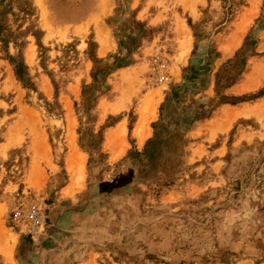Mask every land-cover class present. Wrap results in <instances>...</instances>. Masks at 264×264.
Instances as JSON below:
<instances>
[{"label":"rangeland","instance_id":"obj_1","mask_svg":"<svg viewBox=\"0 0 264 264\" xmlns=\"http://www.w3.org/2000/svg\"><path fill=\"white\" fill-rule=\"evenodd\" d=\"M1 143L0 264H264V0H0Z\"/></svg>","mask_w":264,"mask_h":264},{"label":"crops","instance_id":"obj_2","mask_svg":"<svg viewBox=\"0 0 264 264\" xmlns=\"http://www.w3.org/2000/svg\"><path fill=\"white\" fill-rule=\"evenodd\" d=\"M142 136V135H139ZM146 138H141L139 140V137H132V141H134L135 143H137L138 141H145ZM6 144V143H3ZM3 146L2 143L0 144V154L3 151H7L8 149L11 148V145H9V147H1ZM78 208L77 207H73V206H68L66 208H59L57 210H55L53 212L52 215V222H53V226L55 230H52V232H49L47 234H45L44 236L38 238V240L36 241V247L34 245V254H36V252L38 251V253L40 254V263L39 264H46L47 263V258H44L43 255L46 254H50L54 252L53 249H50L47 252H43V247H57L56 251H58V247L62 246V247H66L67 245H69L70 243H76L75 241H73V239L75 238L73 235V233H75V229H83V228H89L90 227V219L88 220L87 217L88 215L84 214V209L83 208ZM67 224L70 226V229L72 230H65L62 229L61 227L65 228V225L67 226ZM56 240V241H55ZM82 242V241H80ZM74 245V244H73ZM75 246V245H74ZM84 245H82L81 247H83ZM36 249V250H35ZM81 248L78 249V251L76 253L80 254V255H84L83 259L80 260V262L83 261V263H85V261H89V254H91L93 252V250H86V249H82ZM90 249V248H89ZM85 258L87 260H85ZM81 263V264H83Z\"/></svg>","mask_w":264,"mask_h":264},{"label":"built area","instance_id":"obj_3","mask_svg":"<svg viewBox=\"0 0 264 264\" xmlns=\"http://www.w3.org/2000/svg\"><path fill=\"white\" fill-rule=\"evenodd\" d=\"M12 219L20 227V231L27 236L37 234L43 226L41 211L34 206L17 209Z\"/></svg>","mask_w":264,"mask_h":264},{"label":"bare ground","instance_id":"obj_4","mask_svg":"<svg viewBox=\"0 0 264 264\" xmlns=\"http://www.w3.org/2000/svg\"><path fill=\"white\" fill-rule=\"evenodd\" d=\"M245 21H246V18L243 19V22H242L241 26L244 25V22H245ZM239 29H242V27H240ZM146 104H148V103L146 102ZM149 106H150V104H149ZM151 106H152V105H151ZM150 109H151V108H150ZM150 109H149V110H150ZM145 115H146V114H145ZM143 117H144V116H143Z\"/></svg>","mask_w":264,"mask_h":264}]
</instances>
